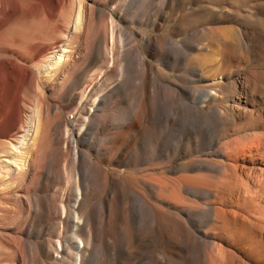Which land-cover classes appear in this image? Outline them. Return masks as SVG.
<instances>
[{
    "label": "bare ground",
    "instance_id": "obj_1",
    "mask_svg": "<svg viewBox=\"0 0 264 264\" xmlns=\"http://www.w3.org/2000/svg\"><path fill=\"white\" fill-rule=\"evenodd\" d=\"M85 1L0 0V264H264V78L195 58L240 0Z\"/></svg>",
    "mask_w": 264,
    "mask_h": 264
},
{
    "label": "rangeland",
    "instance_id": "obj_2",
    "mask_svg": "<svg viewBox=\"0 0 264 264\" xmlns=\"http://www.w3.org/2000/svg\"><path fill=\"white\" fill-rule=\"evenodd\" d=\"M77 2V0H75ZM85 4L88 5L87 7H91L94 9L98 7V5H96V3L94 4V0H86ZM239 15L241 13V15L239 16L238 19V24L237 26L233 25V23H231L230 21H228L227 23L225 22L224 24H222V26L225 27H234L236 29V34H239L238 37V43L240 45V51L233 53V52H229L227 50H229V44L227 45V49L225 53H218V51H216L217 49L215 47H206V56L204 54L203 51L198 52L196 51V55H198L195 58L197 59V61H199V63H202L203 65V60L206 62L204 63V68L206 71H209L210 75L213 74H222L225 71H237L240 70L243 73H245V75H249V76H253V77H263L264 78V0H240L239 3ZM94 6V7H93ZM242 7V8H241ZM230 11V10H228ZM92 12H94L92 10ZM92 12L90 11V13L92 14ZM90 17H93V14ZM254 15V16H253ZM257 17V18H256ZM260 21V22H259ZM73 27L72 25H68L67 27V33L68 35H70L73 32ZM149 29V28H148ZM240 29V30H239ZM149 34H152L153 31L152 30H148ZM238 36V35H237ZM249 42V43H248ZM243 43V44H242ZM245 44V46H243ZM243 48V49H242ZM210 49V51H209ZM216 49V50H215ZM244 51V52H243ZM203 52V55H201ZM202 56H200L199 54ZM243 56H241V55ZM76 54H74L72 56L73 59L76 58ZM56 56H54L51 58L52 60L55 59ZM202 58H205L202 60ZM200 59V60H199ZM202 60V61H201ZM153 64V63H152ZM221 65V66H220ZM246 65V66H245ZM254 66V67H253ZM256 68V69H255ZM215 70V71H214ZM261 71V72H259ZM258 72V73H257ZM263 72V73H262ZM254 73V74H253ZM223 84V83H221ZM44 95L46 94L45 92ZM264 93L260 92H256V95H258V98L255 99L254 102V107L253 110L257 111V110H262V108H264ZM259 96L260 99H262V103L260 104L259 101ZM262 105V106H261ZM253 111V112H254ZM137 144H138V149L137 151H141V147H140V140L139 137L137 136ZM138 155L140 154V152H136ZM116 154H121V155H128L127 157H131L130 159H132L135 155L134 153L130 154V152H126V153H120V151L118 150L116 152ZM128 158V159H129ZM93 159H95L93 157ZM125 161V159H124ZM105 167V166H104ZM112 168H114V166H111ZM105 168H110L109 165H107V167ZM62 169V170H61ZM67 167H65L64 162L61 163L60 165V170L62 171V173L66 171ZM121 172L119 173L120 175H123L124 172L126 171V169L124 167H120L118 168ZM65 170V171H64ZM62 175V179H63V184L64 186L66 185V179L67 176L66 173L65 175ZM64 177V178H63ZM65 180V181H64ZM50 184V188L45 192L46 194L51 193V187L53 190H56L57 188L60 187V184L57 182ZM63 186V188H64ZM117 186V185H116ZM115 186V187H116ZM62 187V186H61ZM6 203V204H5ZM12 202H4L5 206H10L11 208L14 207V205H11ZM21 217V214H19V218ZM1 227V224H0ZM2 239V242H6L7 244H9V240L6 237V231L2 228H0V241ZM102 264H109L108 263V259L106 257L105 260H103Z\"/></svg>",
    "mask_w": 264,
    "mask_h": 264
}]
</instances>
